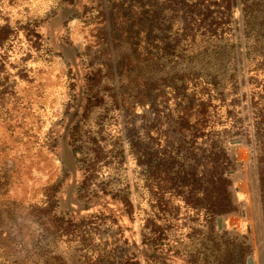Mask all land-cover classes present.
Here are the masks:
<instances>
[{
	"label": "rangeland",
	"instance_id": "rangeland-1",
	"mask_svg": "<svg viewBox=\"0 0 264 264\" xmlns=\"http://www.w3.org/2000/svg\"><path fill=\"white\" fill-rule=\"evenodd\" d=\"M142 1L0 0V264H264V3L164 62ZM212 79L197 137L160 122ZM218 147L234 209L209 218Z\"/></svg>",
	"mask_w": 264,
	"mask_h": 264
},
{
	"label": "trees",
	"instance_id": "trees-1",
	"mask_svg": "<svg viewBox=\"0 0 264 264\" xmlns=\"http://www.w3.org/2000/svg\"><path fill=\"white\" fill-rule=\"evenodd\" d=\"M256 2L258 3L254 7L262 6L264 0H256ZM235 3V0H143L142 15L150 22V31H152L150 35L156 38L159 59L164 62L171 61L177 57H182L198 43L215 40L226 29L231 20ZM213 81L214 79L212 81L198 80L194 83L193 88H189V85H182L181 88L184 87L188 95L178 93L179 87L177 89L175 86L169 90L171 99L162 93L160 100L165 102V105L169 100L175 101L170 106L171 111L168 112L165 109L159 115L157 114L160 122L163 119L166 121L167 117L163 113H167L170 120L173 121L175 118L177 122H182L180 123V132H183L186 123H189L194 132V137H197L200 132L199 128L206 122L211 104H213L209 88L216 87ZM200 94L201 99L197 100V96ZM173 105L174 107H172ZM167 109L169 110V108ZM258 117H261L260 114ZM258 126L260 127V125ZM170 144L169 141H166V149H169ZM213 148L207 159H203L205 171L202 177V185L207 188L203 195L205 201H208L205 208L209 218L228 214L234 209L232 193L229 191L231 182L226 176L227 167L230 163L226 160L223 147H218L220 152H214ZM156 161L155 165L151 164L150 170L165 166L168 159L163 161L156 159ZM173 170L171 176H174V186L176 184L186 185L188 182L195 183L191 179L192 176L188 177L184 173L183 168L176 169L174 166ZM210 185L216 188V193L209 190ZM187 199L190 200V197Z\"/></svg>",
	"mask_w": 264,
	"mask_h": 264
},
{
	"label": "water",
	"instance_id": "water-1",
	"mask_svg": "<svg viewBox=\"0 0 264 264\" xmlns=\"http://www.w3.org/2000/svg\"><path fill=\"white\" fill-rule=\"evenodd\" d=\"M220 220H221V219H220ZM249 264H253V260H250V261H249Z\"/></svg>",
	"mask_w": 264,
	"mask_h": 264
}]
</instances>
